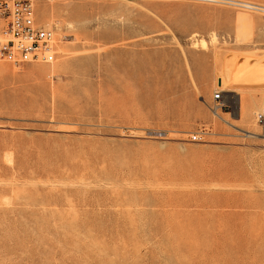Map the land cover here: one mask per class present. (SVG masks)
<instances>
[{
    "label": "rangeland",
    "instance_id": "374dc122",
    "mask_svg": "<svg viewBox=\"0 0 264 264\" xmlns=\"http://www.w3.org/2000/svg\"><path fill=\"white\" fill-rule=\"evenodd\" d=\"M32 3L58 55L0 63V264H264V0Z\"/></svg>",
    "mask_w": 264,
    "mask_h": 264
},
{
    "label": "built area",
    "instance_id": "2783aa9c",
    "mask_svg": "<svg viewBox=\"0 0 264 264\" xmlns=\"http://www.w3.org/2000/svg\"><path fill=\"white\" fill-rule=\"evenodd\" d=\"M0 20L3 40L0 41V63L14 66L22 64H52L56 59L57 32L53 26L39 25L35 21L34 6L31 0H0ZM222 92L216 91L210 109L214 112L225 110ZM264 120L259 115L258 122ZM208 131L200 128L191 135V142H201Z\"/></svg>",
    "mask_w": 264,
    "mask_h": 264
},
{
    "label": "bare ground",
    "instance_id": "6f19581e",
    "mask_svg": "<svg viewBox=\"0 0 264 264\" xmlns=\"http://www.w3.org/2000/svg\"><path fill=\"white\" fill-rule=\"evenodd\" d=\"M32 1V0H31ZM45 26H48L49 27V25H45ZM2 27H1V24H0V29H1ZM3 40V36L1 35V32H0V41H2ZM58 42H55V47H56V54H57V49H58ZM58 55V54H57ZM56 55V56H57ZM53 64V63H52ZM219 79H220V81L218 82V88L220 89V87H221V83H222V78L221 77H219ZM221 90V89H220ZM221 91H223V90H221ZM227 97V96H226ZM227 99V98H226ZM241 108H242V106H240V108H239V110H241ZM211 110V109H210ZM213 113H212V115H213V117L214 118H219V115H220V113L219 112H214V111H212ZM259 115H263L264 116V112H262V113H259L258 115H257V118H258V116ZM221 119V118H220ZM228 123V122H227ZM231 125V124H230Z\"/></svg>",
    "mask_w": 264,
    "mask_h": 264
}]
</instances>
